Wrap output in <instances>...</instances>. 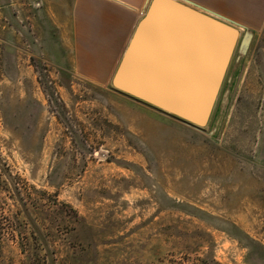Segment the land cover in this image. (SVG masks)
Wrapping results in <instances>:
<instances>
[{"label": "rangeland", "instance_id": "rangeland-1", "mask_svg": "<svg viewBox=\"0 0 264 264\" xmlns=\"http://www.w3.org/2000/svg\"><path fill=\"white\" fill-rule=\"evenodd\" d=\"M40 2L0 0V264H264V19L195 127L77 75Z\"/></svg>", "mask_w": 264, "mask_h": 264}, {"label": "water", "instance_id": "water-1", "mask_svg": "<svg viewBox=\"0 0 264 264\" xmlns=\"http://www.w3.org/2000/svg\"><path fill=\"white\" fill-rule=\"evenodd\" d=\"M182 0H151L113 75L119 91L195 127L208 124L239 44L253 33Z\"/></svg>", "mask_w": 264, "mask_h": 264}, {"label": "crops", "instance_id": "crops-1", "mask_svg": "<svg viewBox=\"0 0 264 264\" xmlns=\"http://www.w3.org/2000/svg\"><path fill=\"white\" fill-rule=\"evenodd\" d=\"M34 0H31V2ZM50 22L68 38L72 66L81 78L110 84L151 0H40ZM208 13L255 28L264 19V0H182ZM27 7L30 0H26ZM147 105V104H146ZM149 106V104H148ZM151 107V106H150Z\"/></svg>", "mask_w": 264, "mask_h": 264}]
</instances>
